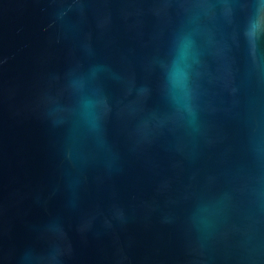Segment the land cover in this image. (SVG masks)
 I'll list each match as a JSON object with an SVG mask.
<instances>
[{
    "label": "water",
    "instance_id": "water-1",
    "mask_svg": "<svg viewBox=\"0 0 264 264\" xmlns=\"http://www.w3.org/2000/svg\"><path fill=\"white\" fill-rule=\"evenodd\" d=\"M0 264H264V0H0Z\"/></svg>",
    "mask_w": 264,
    "mask_h": 264
},
{
    "label": "clouds",
    "instance_id": "clouds-1",
    "mask_svg": "<svg viewBox=\"0 0 264 264\" xmlns=\"http://www.w3.org/2000/svg\"><path fill=\"white\" fill-rule=\"evenodd\" d=\"M181 76H182V73L179 68H176L173 70L172 79L174 80V82H179V80L181 79Z\"/></svg>",
    "mask_w": 264,
    "mask_h": 264
}]
</instances>
